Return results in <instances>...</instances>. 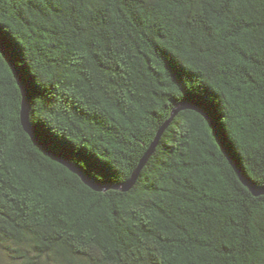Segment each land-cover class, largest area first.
Returning <instances> with one entry per match:
<instances>
[{"label": "trees", "instance_id": "trees-1", "mask_svg": "<svg viewBox=\"0 0 264 264\" xmlns=\"http://www.w3.org/2000/svg\"><path fill=\"white\" fill-rule=\"evenodd\" d=\"M0 246L15 264H264V0H0ZM133 186L126 181L170 119ZM203 112H208L214 128ZM220 137L224 148L218 142Z\"/></svg>", "mask_w": 264, "mask_h": 264}, {"label": "water", "instance_id": "water-1", "mask_svg": "<svg viewBox=\"0 0 264 264\" xmlns=\"http://www.w3.org/2000/svg\"><path fill=\"white\" fill-rule=\"evenodd\" d=\"M2 46H3V52H1V54L3 55V57L5 58L6 62L9 64V66L11 67V69H12V71L14 73V76L16 78V82H17V84H18V86L20 88V91H21L22 99H21L20 120H21V124H22L23 129L28 133V135L30 136L31 140L38 147H40L44 151V153H46L48 156H50L51 158L55 159L56 161H58L62 165L66 166L72 172L76 173L81 178V180L86 185H88L89 187H91L92 189L97 190V191H103V190H106L107 188H109L105 184H98L97 182L89 179L86 175H84V173H82L79 169H77L73 164H70L66 159L62 158L61 156H59L58 154H56L54 151L50 150L48 147H46L44 144H42L38 140V138H37L36 134L33 132L32 127H31L30 122H29L30 103H29V98L26 97L24 88L21 86V82L23 80L20 77V74L18 73V71L16 70V68L14 67V65L12 64V61H11L10 55H9V53L7 51V48L5 47L4 44H2ZM184 107H185V105H181L180 107L174 108L172 110L170 119L167 120L164 123V125H162L160 127V129L157 131V133H156V135H155L152 143L150 144V146L148 147V149L146 150V152L144 153V155L140 159L138 166L132 172V174L130 175V177L126 181H124V182H121L119 184L113 185L111 188H115V189H119V190H122V191H126V190L130 189L133 186V184L135 183V181L137 179V176H138L140 170L143 168V166L147 162L150 154L153 152V150H154V148H155V146H156V144H157V142H158V140H159V138H160V136H161L164 128L168 125V123L174 117V115L177 113V111L179 109L184 108ZM191 108H195L197 111H200L201 114L204 116V114H203L204 112L202 110H200L199 108L192 107V106H191ZM204 117H205V119L208 122L207 117L206 116H204ZM209 124H210V126H212V128H214L213 122H211ZM214 133H215L216 138H217L218 142L220 143L221 147L224 148V145H223L220 137L216 133V130H214ZM226 156H227L228 160L230 161L231 165L234 167V169L239 173L238 176H239L240 181L244 185H246L248 187V189L251 191V193L253 195H264V186L254 185L249 180H247L246 177H243L240 174L239 170L237 169L235 163L232 161V159L230 158V156L227 154V152H226Z\"/></svg>", "mask_w": 264, "mask_h": 264}, {"label": "snow or ice", "instance_id": "snow-or-ice-1", "mask_svg": "<svg viewBox=\"0 0 264 264\" xmlns=\"http://www.w3.org/2000/svg\"><path fill=\"white\" fill-rule=\"evenodd\" d=\"M3 38L0 36V52H3ZM37 74H32L27 78V81H22L21 86L24 88L26 97H39L41 96L40 86L41 81H37ZM207 117L208 123L212 122V118L208 112L203 113Z\"/></svg>", "mask_w": 264, "mask_h": 264}, {"label": "rangeland", "instance_id": "rangeland-1", "mask_svg": "<svg viewBox=\"0 0 264 264\" xmlns=\"http://www.w3.org/2000/svg\"><path fill=\"white\" fill-rule=\"evenodd\" d=\"M0 264H15L14 259L9 258L3 246H0Z\"/></svg>", "mask_w": 264, "mask_h": 264}]
</instances>
